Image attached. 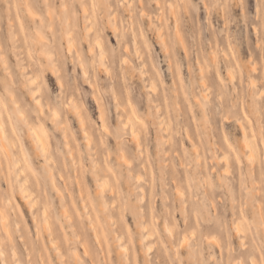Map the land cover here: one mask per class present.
Listing matches in <instances>:
<instances>
[{
  "label": "rangeland",
  "instance_id": "1",
  "mask_svg": "<svg viewBox=\"0 0 264 264\" xmlns=\"http://www.w3.org/2000/svg\"><path fill=\"white\" fill-rule=\"evenodd\" d=\"M0 105L36 198L0 171V264H264V0H0Z\"/></svg>",
  "mask_w": 264,
  "mask_h": 264
},
{
  "label": "bare ground",
  "instance_id": "2",
  "mask_svg": "<svg viewBox=\"0 0 264 264\" xmlns=\"http://www.w3.org/2000/svg\"><path fill=\"white\" fill-rule=\"evenodd\" d=\"M87 18V17H86ZM88 22V21H87ZM89 26V25H88ZM110 26H111V24H110ZM90 27H91V25H90ZM86 28V27H85ZM112 29L114 30V31H116V26H115V24H112ZM88 32V31H87ZM163 39V38H162ZM95 41H98V39L97 40H95ZM99 42V41H98ZM71 43V42H70ZM69 44V43H68ZM96 44V43H95ZM47 51V50H46ZM47 53V52H46ZM45 53V54H46ZM50 53V52H49ZM48 53V54H49ZM102 54V53H101ZM51 56L52 55H50V58H51ZM3 58V57H2ZM46 59H48V58H46ZM48 62V61H47ZM49 62H51V59H50V61ZM52 62H53V60H52ZM129 62V61H128ZM6 66V65H5ZM55 66V65H54ZM53 66V67H54ZM25 68V67H24ZM50 69H51V65H50ZM54 71H57V69H56V67L53 69ZM52 71V70H51ZM29 76H27V81H28V83L29 84H34L33 83V79L34 78H31L30 76V74H28ZM232 75V74H231ZM25 77V76H24ZM35 80V79H34ZM26 81V82H27ZM36 81V80H35ZM36 83V82H35ZM29 86H31V85H29ZM37 86V85H36ZM28 88V87H27ZM32 88V87H31ZM35 88V87H34ZM29 90V89H28ZM37 90V92H38V89H36ZM7 91H8V93L10 94V96H11V100L15 103V104H17L16 102H15V98L13 97V94L7 89ZM33 91H35V90H33ZM36 93V92H35ZM34 95V94H33ZM33 98V97H32ZM70 99V98H69ZM35 100H37V99H35ZM68 101V100H67ZM45 104V103H44ZM71 104V105H70ZM38 105H39V103H38ZM68 105H70L71 106V110H72V107L73 108H75V103L74 102H72V101H70L69 102V104ZM41 107V106H40ZM69 107V106H68ZM15 108H16V112H18V114L21 116V118L24 120V122H25V124H26V128H27V130H28V133L30 134V135H33V136H31V138H32V140H33V142H34V144H35V148H37L39 151H41L42 150V152L45 150H47V148H48V145H47V143H46V136H45V134L40 130V131H38L37 132V129L34 131V128H32L31 126H30V123L28 122V120H27V118H26V115L24 114V112H23V110H22V108H20V106H15ZM48 108V107H47ZM129 109H131V111L133 112V113H135V110H134V108L132 107V106H130V108ZM42 110V109H41ZM76 110H78V109H76ZM73 111V110H72ZM74 113V112H73ZM79 113V112H78ZM17 114V115H18ZM58 113L57 112H55V110H54V113H53V115L54 116H56ZM75 114H76V112H75ZM50 116V117H54V116ZM19 116V117H20ZM78 116V115H77ZM99 116H101V115H99ZM133 117H134V115H133ZM127 118V117H126ZM135 118V117H134ZM21 119V120H22ZM53 119V118H52ZM22 120V121H23ZM128 120V119H127ZM126 120V121H127ZM54 121H55V119H54ZM53 121V122H54ZM64 123V122H63ZM82 123V122H81ZM127 123V122H126ZM128 123H130V122H128ZM10 124H11V121H10ZM57 124V123H56ZM60 124V123H59ZM62 124V123H61ZM65 124V123H64ZM64 124H62V125H64ZM125 124V123H124ZM54 125H55V123H54ZM62 125H61V127H62ZM102 125V124H101ZM129 125H131V123L129 124ZM57 126H59L58 124H57ZM104 126V125H103ZM126 126V125H125ZM132 126V125H131ZM136 126V125H135ZM35 127V126H34ZM60 127V126H59ZM58 127V128H59ZM60 127V129H61V131L62 132H65V130H62V128ZM64 127V126H63ZM65 127H67V126H65ZM36 128V127H35ZM128 128L130 129V127L128 126ZM241 129H243V126L241 125ZM85 132V131H84ZM87 132V131H86ZM131 132L132 133H130V134H135L136 133V129H134V128H131ZM137 133H138V131H137ZM242 142H241V145H240V148H241V153H243V155L246 157V160H248V162H249V167H251V165H252V161H253V157H254V151H253V148L251 147V144H250V139H248L247 138V134L245 133V131H244V129H243V131H242ZM133 134V135H134ZM87 135V134H86ZM66 137H67V135H66ZM86 138V141H87V145H89V143H90V138H89V136H86L85 137ZM134 138V137H133ZM66 140V139H65ZM138 140V139H137ZM262 142V141H261ZM137 143H138V141H137ZM264 143H261V145H263ZM67 146H68V144H67ZM69 147V146H68ZM67 147V148H68ZM263 148H264V145L262 146ZM21 148V147H20ZM91 148V147H90ZM21 151H18L17 150V145H16V143H15V141H14V139H13V137L11 136V134L9 133V131H8V127H7V124H6V122H5V120H4V117L2 116V112H1V105H0V153H1V155L3 156L2 158H3V162H0V171L1 170H3L4 169V167H5V171H4V174H5V176H10L11 174H12V176H13V180H14V184H15V187L17 188V191L22 195V197L23 198H25L26 199V201H28L29 203H30V205H33V203L35 204V200H36V198L34 199V196H32V192H31V188H30V185H29V183H30V180L28 179V176H27V172H30V167H29V164L27 163V158H26V156H25V152L23 151V149H20ZM38 151V152H39ZM49 152H50V150H49ZM45 153V152H44ZM46 153H47V151H46ZM46 153H45V155H46ZM51 153V152H50ZM68 153H69V156L72 158V159H75L74 158V156H73V153H72V151L71 150H69L68 151ZM53 154V153H52ZM40 155H41V152H40ZM43 156H44V154H42ZM222 157L224 158V162H225V164L226 165H229V159H228V156L226 155V154H223V156H221V160H222ZM244 157V158H245ZM44 158V157H43ZM53 160L52 159V155H49V156H45V158L43 159L44 160V164L47 166V168H48V170H49V172L51 173V176H52V178L54 177L53 176V173H52V167H50L49 165H48V161H51V160ZM1 160V159H0ZM53 162H54V160H53ZM52 162V163H53ZM74 160L72 161V164H74ZM1 163H3L2 165H1ZM54 164V163H53ZM95 166V165H94ZM98 166V165H97ZM97 168V167H96ZM225 170L226 169H228V168H226V166H225V168H224ZM27 171V172H26ZM251 171H252V169H251ZM3 173V172H2ZM94 173H95V177L97 178L98 176V174H97V172H95L94 171ZM253 173H255V172H253ZM3 174V175H4ZM58 174H59V172H58ZM60 175V174H59ZM8 177H6V178H8ZM96 180V179H95ZM100 180H102V179H98V185H100L101 187H102V185L105 183V181L103 182V180L102 181H100ZM255 181V180H254ZM255 182H257V181H255ZM106 184V183H105ZM258 185V184H257ZM99 187V186H98ZM103 187H104V185H103ZM254 188V187H253ZM252 188V189H253ZM56 190L60 193V195L63 197V194H62V192L60 191V188L59 187H56ZM102 190V189H101ZM254 190V189H253ZM252 190V191H253ZM67 191V190H66ZM256 191V190H255ZM258 191V190H257ZM257 191H256V194H257ZM254 192V191H253ZM68 194L70 193V191L69 192H67ZM255 196V195H254ZM253 198V197H252ZM233 200V199H232ZM251 200V199H250ZM257 201V200H256ZM233 202V201H232ZM252 202V201H251ZM256 203H259V202H256ZM104 205H106V202H104ZM260 204H258L257 205V207L259 206ZM86 207V204L84 203V208ZM259 209V208H258ZM41 211H42V213L41 214H43V216H42V222H43V225H42V227L44 228V229H46V231L47 230H50V233H49V231H47L48 232V236H50L49 237V242L51 243V245H54V248H53V246H52V248L53 249H55L56 251V253H57V255L60 257L61 256V252H60V247L57 245V243L56 242H58V240H56V241H54V239H53V236H52V233H51V227H53V224H54V221H53V219H51L50 218V215H49V213L47 212V209H46V206H44V208L43 209H41ZM2 213H0V216L2 217L0 220H4V219H6V216L4 215V214H2ZM63 214H64V218H66V220L67 221H69L70 222V224H69V226L70 227H73L74 226V223H73V218H72V213H71V211L69 210V208H67V206L66 205H64V208H63ZM260 214V213H259ZM4 215V216H3ZM32 215H34V214H32ZM242 215V214H241ZM262 215V214H261ZM261 215H259V216H261ZM263 218V217H262ZM35 220V219H34ZM5 221V220H4ZM4 221H1V226L5 229L4 231L7 233V235H9L8 234V225L4 222ZM236 223V222H235ZM259 223V222H258ZM261 223H262V225L264 224L262 221H261ZM236 225V224H235ZM237 225H238V223H237ZM142 227H143V225H141ZM240 227V226H239ZM264 227V226H263ZM53 231H55V229L53 230ZM237 231H239V229H238V227L236 226V232ZM241 231V230H240ZM54 235V234H53ZM149 235H151V232L149 231V230H146L145 231V233H144V236H149ZM55 236V235H54ZM148 238V237H147ZM57 239V238H56ZM122 246V245H121ZM75 249V248H74ZM73 249V252L75 251ZM14 251V250H13ZM12 251V252H13ZM72 252V253H73ZM76 253H77V251H75ZM73 253V254H75L74 255V258L76 257V258H78V253L76 254V253ZM0 253H2V251L0 250ZM13 254H15V252L13 253ZM3 256V255H2ZM63 256V255H62ZM61 256V257H62ZM80 257V256H79ZM4 258V257H3ZM3 258H2V262L4 261L3 260ZM17 260V259H16ZM16 260H14V261H16ZM16 263V262H15Z\"/></svg>",
  "mask_w": 264,
  "mask_h": 264
}]
</instances>
